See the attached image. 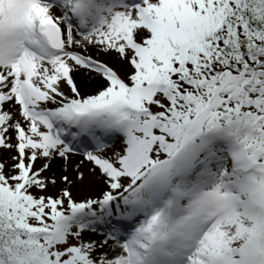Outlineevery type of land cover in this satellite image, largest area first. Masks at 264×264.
<instances>
[{
	"label": "snow or ice",
	"instance_id": "obj_1",
	"mask_svg": "<svg viewBox=\"0 0 264 264\" xmlns=\"http://www.w3.org/2000/svg\"><path fill=\"white\" fill-rule=\"evenodd\" d=\"M0 264H264V0H0Z\"/></svg>",
	"mask_w": 264,
	"mask_h": 264
},
{
	"label": "bare ground",
	"instance_id": "obj_2",
	"mask_svg": "<svg viewBox=\"0 0 264 264\" xmlns=\"http://www.w3.org/2000/svg\"><path fill=\"white\" fill-rule=\"evenodd\" d=\"M107 58V57H106ZM107 59H110V62H112L113 64H115L117 67H119V64L117 63V61L113 58H107ZM81 75H78L77 76V79L78 81L81 79ZM53 169L56 170L57 172H59L60 170V164L59 162L57 161L56 163L53 164Z\"/></svg>",
	"mask_w": 264,
	"mask_h": 264
}]
</instances>
